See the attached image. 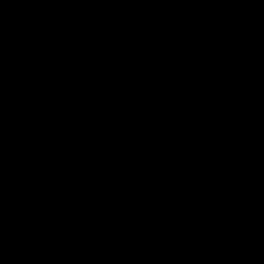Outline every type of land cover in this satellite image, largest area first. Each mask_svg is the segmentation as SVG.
<instances>
[{
  "label": "water",
  "instance_id": "1",
  "mask_svg": "<svg viewBox=\"0 0 264 264\" xmlns=\"http://www.w3.org/2000/svg\"><path fill=\"white\" fill-rule=\"evenodd\" d=\"M29 264H264V0H66Z\"/></svg>",
  "mask_w": 264,
  "mask_h": 264
}]
</instances>
